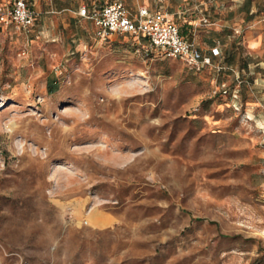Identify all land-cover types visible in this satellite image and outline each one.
Returning <instances> with one entry per match:
<instances>
[{
    "label": "rangeland",
    "instance_id": "rangeland-1",
    "mask_svg": "<svg viewBox=\"0 0 264 264\" xmlns=\"http://www.w3.org/2000/svg\"><path fill=\"white\" fill-rule=\"evenodd\" d=\"M29 1L0 28V264H264V0L174 8L201 67L77 15L112 0Z\"/></svg>",
    "mask_w": 264,
    "mask_h": 264
},
{
    "label": "built area",
    "instance_id": "built-area-1",
    "mask_svg": "<svg viewBox=\"0 0 264 264\" xmlns=\"http://www.w3.org/2000/svg\"><path fill=\"white\" fill-rule=\"evenodd\" d=\"M77 15L92 21L98 35L102 37L131 35L139 49H143L147 55L156 51L197 67L211 63L210 56H205L195 42L185 38L172 19L147 6H139L134 10L123 0H112L102 5L83 4ZM39 17L40 13L29 0H9L7 4L0 5V28L11 22L22 29H30ZM203 21L209 22L207 18Z\"/></svg>",
    "mask_w": 264,
    "mask_h": 264
},
{
    "label": "crops",
    "instance_id": "crops-1",
    "mask_svg": "<svg viewBox=\"0 0 264 264\" xmlns=\"http://www.w3.org/2000/svg\"><path fill=\"white\" fill-rule=\"evenodd\" d=\"M240 3H239V6H242V8H239L238 11H244V4H245V1L246 0H238ZM9 1H7L8 3ZM185 2V0H160V3H158V8L159 10L157 11H160L161 13L162 12H166V15L167 16H170V15H174L176 13V11L174 10L175 7H177L179 10H182L183 9V3ZM6 3V4H7ZM97 3H94V4H87V5H95ZM97 5H102V4H97ZM254 10L251 9L250 11L249 10H246L247 13H251L253 12ZM180 12V11H179ZM170 19V18H169Z\"/></svg>",
    "mask_w": 264,
    "mask_h": 264
},
{
    "label": "trees",
    "instance_id": "trees-1",
    "mask_svg": "<svg viewBox=\"0 0 264 264\" xmlns=\"http://www.w3.org/2000/svg\"><path fill=\"white\" fill-rule=\"evenodd\" d=\"M253 1L254 0H246L245 1V4H244V9L245 10H251V5L253 4ZM38 21V20H37ZM181 33H182V35L185 37V38H187L185 35H184V33H183V31L181 30ZM122 35H127V36H129V37H131L132 38V36L131 35H129V34H122ZM133 39V38H132ZM188 39V38H187ZM188 40H190V39H188ZM137 46H138V43H137ZM203 53V52H202ZM153 54V53H152ZM211 58V57H210ZM205 66V65H204Z\"/></svg>",
    "mask_w": 264,
    "mask_h": 264
}]
</instances>
